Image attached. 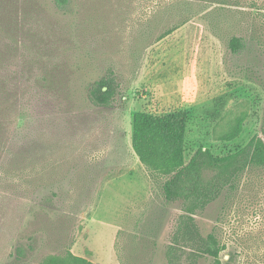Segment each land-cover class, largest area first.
<instances>
[{"label":"rangeland","instance_id":"rangeland-1","mask_svg":"<svg viewBox=\"0 0 264 264\" xmlns=\"http://www.w3.org/2000/svg\"><path fill=\"white\" fill-rule=\"evenodd\" d=\"M232 38L244 48L234 53ZM113 72L110 108L88 99ZM188 113V159L234 153L264 121V0H0V264L68 253L171 264L180 203L132 148L136 113ZM242 120L231 142L224 134ZM220 264H264V168L196 215ZM180 264H189L183 258ZM196 264H219L203 257Z\"/></svg>","mask_w":264,"mask_h":264},{"label":"trees","instance_id":"trees-1","mask_svg":"<svg viewBox=\"0 0 264 264\" xmlns=\"http://www.w3.org/2000/svg\"><path fill=\"white\" fill-rule=\"evenodd\" d=\"M60 11L71 8L72 0H53ZM245 46L241 38H232L234 53ZM118 81L109 72L88 88L92 105L110 108L118 94ZM188 113L179 111L163 116L136 113L132 122V148L140 162L154 173L168 176L162 189L169 203H180L182 214L176 220L167 248L171 264H180L185 257L196 264L203 257H212L220 264L222 248L213 234L204 236L196 215L218 200L227 188H234L238 178L250 168H264V121L258 134L242 149L224 156L200 147L188 159L185 147ZM242 120L224 134L223 141L231 142L241 132ZM45 264H95L68 253L64 258H50Z\"/></svg>","mask_w":264,"mask_h":264}]
</instances>
